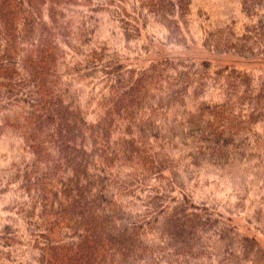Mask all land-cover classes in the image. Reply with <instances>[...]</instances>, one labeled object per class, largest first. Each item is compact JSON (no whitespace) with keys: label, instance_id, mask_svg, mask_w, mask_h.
Listing matches in <instances>:
<instances>
[{"label":"trees","instance_id":"16d2710c","mask_svg":"<svg viewBox=\"0 0 264 264\" xmlns=\"http://www.w3.org/2000/svg\"><path fill=\"white\" fill-rule=\"evenodd\" d=\"M219 3L0 0V264H264V68L165 49L264 56V0Z\"/></svg>","mask_w":264,"mask_h":264},{"label":"rangeland","instance_id":"374dc122","mask_svg":"<svg viewBox=\"0 0 264 264\" xmlns=\"http://www.w3.org/2000/svg\"><path fill=\"white\" fill-rule=\"evenodd\" d=\"M221 4L219 0H197V7L204 9H217ZM191 46L188 49L185 48H172L171 46H166L165 49L167 51L175 50V55L180 56H190L199 59H208L215 65H231L243 70H256L264 68V56H260L257 58L251 59H243L234 55H221L217 56L215 54L210 53L205 50V48L201 44V40L198 38V42L196 44L190 43ZM173 53V52H172ZM102 83L97 85L94 91V95H98L99 91L102 89ZM101 86V87H100ZM93 93L90 91V96H88L86 91V97L88 99H92ZM22 148V143L19 140L14 138H10L7 136L0 137V178L3 175H10V173H14L17 170V166L21 163V159L23 156H28ZM32 157V155H29ZM213 191H215V187L212 186ZM234 189L232 184L226 183L224 186H219L217 188L216 198L228 203L231 206L235 201ZM214 195V194H213ZM235 223H238L241 227L246 228L247 223L245 220V214H239L233 217Z\"/></svg>","mask_w":264,"mask_h":264}]
</instances>
